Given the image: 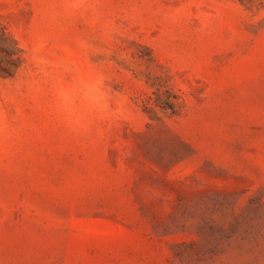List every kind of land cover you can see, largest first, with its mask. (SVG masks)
<instances>
[{"label":"rangeland","instance_id":"1","mask_svg":"<svg viewBox=\"0 0 264 264\" xmlns=\"http://www.w3.org/2000/svg\"><path fill=\"white\" fill-rule=\"evenodd\" d=\"M0 66V264H264V0H0Z\"/></svg>","mask_w":264,"mask_h":264},{"label":"trees","instance_id":"2","mask_svg":"<svg viewBox=\"0 0 264 264\" xmlns=\"http://www.w3.org/2000/svg\"><path fill=\"white\" fill-rule=\"evenodd\" d=\"M9 73V70L5 66H0V76H7Z\"/></svg>","mask_w":264,"mask_h":264}]
</instances>
